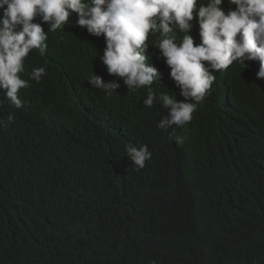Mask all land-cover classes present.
Returning <instances> with one entry per match:
<instances>
[{
	"label": "trees",
	"instance_id": "trees-1",
	"mask_svg": "<svg viewBox=\"0 0 264 264\" xmlns=\"http://www.w3.org/2000/svg\"><path fill=\"white\" fill-rule=\"evenodd\" d=\"M190 34L199 43L198 24ZM78 39L60 42L49 35L46 53L28 58L20 73L28 81L18 92L21 109L9 105L0 90V207H5L0 264H149L153 259L156 264H264V105L257 106L255 120L250 115L233 126L221 125L202 109L212 129L199 122L189 142L168 143L156 129L157 113L164 117L166 109L158 102L144 106L145 89L129 92L121 78L111 94L89 85L95 74L105 82L116 77L95 72L100 59L95 43L73 59ZM154 50L160 54L149 45L146 55ZM158 60L159 69L167 68ZM39 67L46 73L37 82L30 73ZM237 68L232 66L225 83L212 85L211 92L222 82L229 85ZM234 83L252 86L247 80ZM154 88L173 92L167 79ZM129 142L146 144L152 153L139 171L127 157ZM232 167L250 194L239 199L238 211L217 203L236 213L239 235L211 249L210 238H201L185 207L191 196L184 175L200 174L217 195L224 183L221 172Z\"/></svg>",
	"mask_w": 264,
	"mask_h": 264
},
{
	"label": "clouds",
	"instance_id": "clouds-1",
	"mask_svg": "<svg viewBox=\"0 0 264 264\" xmlns=\"http://www.w3.org/2000/svg\"><path fill=\"white\" fill-rule=\"evenodd\" d=\"M0 14V90L16 109L23 107L18 92L28 87L20 73L33 53H46L49 35L60 42L79 37L73 59L82 47L95 43L100 51L95 72L116 79L105 82L95 74L89 77V85L111 94L121 87V78L129 92L145 89L144 106L151 108L158 102L166 109L164 117L157 113L156 129L168 143L182 146L189 142L199 122L212 129L202 109L210 110L221 125L233 126L250 115L255 120L257 106L264 105V0H0ZM196 24L199 43L190 34ZM67 25L71 29L63 32ZM149 45L156 46L160 54L154 50L146 55ZM159 58L167 68L159 69ZM232 66L238 68L231 81L247 80L250 89L231 81L224 84ZM45 73V67L34 68L30 79L39 82ZM164 79L172 93L154 88ZM220 80L223 90L218 91V86L211 92ZM8 119H13L11 114ZM237 132L240 137L238 128ZM125 151L137 171L152 158L146 144L129 142ZM192 151L199 154L200 149ZM221 174L224 183L217 195L200 174L184 175L185 191L191 196V205L185 207L201 238H210L211 249L239 235L236 213L217 203L238 211L239 199L250 194L246 181L237 180L241 173L234 167ZM220 193L229 195L219 197ZM3 216L5 207H0ZM243 241L245 237L235 244Z\"/></svg>",
	"mask_w": 264,
	"mask_h": 264
},
{
	"label": "bare ground",
	"instance_id": "bare-ground-1",
	"mask_svg": "<svg viewBox=\"0 0 264 264\" xmlns=\"http://www.w3.org/2000/svg\"><path fill=\"white\" fill-rule=\"evenodd\" d=\"M225 97V96H224Z\"/></svg>",
	"mask_w": 264,
	"mask_h": 264
}]
</instances>
